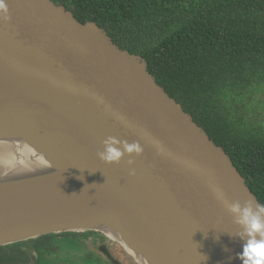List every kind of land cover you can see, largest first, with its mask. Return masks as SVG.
I'll list each match as a JSON object with an SVG mask.
<instances>
[{"label":"water","instance_id":"1","mask_svg":"<svg viewBox=\"0 0 264 264\" xmlns=\"http://www.w3.org/2000/svg\"><path fill=\"white\" fill-rule=\"evenodd\" d=\"M5 2L0 141L15 154L0 164V246L96 231L135 264H242L231 206L261 202L231 157L96 22ZM109 137L143 152L107 164Z\"/></svg>","mask_w":264,"mask_h":264},{"label":"trees","instance_id":"2","mask_svg":"<svg viewBox=\"0 0 264 264\" xmlns=\"http://www.w3.org/2000/svg\"><path fill=\"white\" fill-rule=\"evenodd\" d=\"M53 1L145 63L264 203V0ZM49 237L0 246V264L52 261Z\"/></svg>","mask_w":264,"mask_h":264},{"label":"clouds","instance_id":"3","mask_svg":"<svg viewBox=\"0 0 264 264\" xmlns=\"http://www.w3.org/2000/svg\"><path fill=\"white\" fill-rule=\"evenodd\" d=\"M8 11L5 0H0V20L10 19ZM103 143V151L97 155L107 164L120 163L125 153L139 155L143 152L138 142L125 143L123 149L115 147L117 141L111 137ZM128 163L132 164L133 161L129 160ZM231 211L237 215L236 223L241 226L240 231L234 234L242 242V251L237 254L238 259L242 264H264V203L249 200L242 208L237 201L232 204Z\"/></svg>","mask_w":264,"mask_h":264},{"label":"flooded vegetation","instance_id":"4","mask_svg":"<svg viewBox=\"0 0 264 264\" xmlns=\"http://www.w3.org/2000/svg\"><path fill=\"white\" fill-rule=\"evenodd\" d=\"M50 236L51 237L40 241V245H43V247L46 246V256H51L52 254L57 253L60 250L59 245L57 244V239L66 237L74 238L78 242L80 241V243H82L83 246L86 247L83 248L85 250H88L89 252L94 249L97 254L99 253L100 256H97V261H95L98 264H131V262L134 263L132 258H130L127 252H124L122 246L118 244L116 240L96 231L52 233L50 234ZM66 258L71 259L70 252H68ZM44 259L45 257H42L38 254L36 259L31 260L29 264H47L46 260L44 261Z\"/></svg>","mask_w":264,"mask_h":264},{"label":"rangeland","instance_id":"5","mask_svg":"<svg viewBox=\"0 0 264 264\" xmlns=\"http://www.w3.org/2000/svg\"><path fill=\"white\" fill-rule=\"evenodd\" d=\"M57 241L60 252L58 251L57 253L48 256L49 260L52 261H47V264H98L95 261H97V256H100L99 253L97 254L94 249L90 252L88 250H85L83 248L85 246H83L80 241L78 242L74 238L66 237L58 238ZM116 242L118 241L116 240ZM118 244L120 243L118 242ZM123 250L124 252H126L124 248ZM68 252H70L71 259L66 258ZM132 263L133 262H131V264Z\"/></svg>","mask_w":264,"mask_h":264},{"label":"bare ground","instance_id":"6","mask_svg":"<svg viewBox=\"0 0 264 264\" xmlns=\"http://www.w3.org/2000/svg\"><path fill=\"white\" fill-rule=\"evenodd\" d=\"M14 142L15 141H0V164H4L7 159L11 158L15 154V149H14ZM28 149L29 154H35V151L32 148H29L26 146ZM38 161L42 160V157H38ZM41 169L44 167L42 164H39ZM98 224H103L104 222L102 220H99L97 222ZM148 264V263H147Z\"/></svg>","mask_w":264,"mask_h":264}]
</instances>
